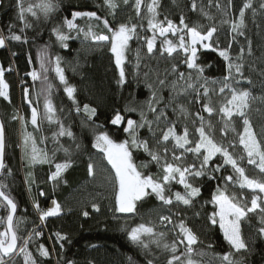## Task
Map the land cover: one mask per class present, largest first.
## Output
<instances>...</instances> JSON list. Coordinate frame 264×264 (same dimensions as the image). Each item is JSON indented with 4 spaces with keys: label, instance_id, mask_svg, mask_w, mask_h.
I'll use <instances>...</instances> for the list:
<instances>
[{
    "label": "snow or ice",
    "instance_id": "6c2138e0",
    "mask_svg": "<svg viewBox=\"0 0 264 264\" xmlns=\"http://www.w3.org/2000/svg\"><path fill=\"white\" fill-rule=\"evenodd\" d=\"M14 7L15 22L7 26V35L0 30V49L13 41L27 44V30L51 22L60 8V0H15ZM96 8L101 14L96 10H73L71 18L64 16L53 24L51 36L65 49L74 39L81 40V45L86 46L83 48L85 52L107 46L114 57L118 70L116 82L120 86L127 82L126 64L132 62L128 56L130 41L136 39L140 44L134 56L135 76H139L145 59L158 57L157 67L144 64L148 69L143 75L150 91L149 98L139 109L126 106L123 110L124 113L138 111L139 119L113 109L109 123L125 134L124 139H114L104 124H96L93 120L97 116V107L90 103L81 107L76 99L77 88L68 82L66 70L62 67L63 57L50 55L51 45L44 44L36 54L39 69L33 67L25 74L33 82L40 81V88L37 89L35 83L32 87L23 86L24 80L20 81L22 103L30 112L15 108L11 116L12 121L20 124L15 147L20 149L21 160L27 169L48 165L46 179L53 185L61 181L67 183L63 180V173L72 167L74 157L71 148L60 143V138L69 137L75 141L76 137L72 126L66 125L62 119L63 108L54 104V85L48 75L54 71L73 110L77 114L84 113L82 124L93 129L92 148L97 149L110 165L108 180L112 185L115 213L134 216L146 200L154 197L160 202L159 208L154 209L155 219L142 217L140 223L121 226L128 240L140 249L143 264H214L215 261L219 264H247L246 256L252 252L250 243L264 238V131L255 132L251 120L253 105L264 106V93L256 96L251 87L242 82L251 86L255 73L264 87V46L257 56L253 40L248 35V13L259 29L256 20L258 17L264 20V0H241L238 10L236 0H207V4L203 0H190L189 11L197 13L206 23H189L183 12L178 22L168 15L160 19L159 0H102ZM124 9H130L135 15L117 19ZM80 20L84 23H79ZM149 32L151 35H147ZM222 39L227 43H222ZM236 46L238 51L234 50ZM202 50H211L222 58V76L212 78L205 75ZM161 59L171 61L170 68L166 67L163 72L159 69ZM28 62L33 63L31 57ZM78 66L79 61L72 66V71H77ZM12 71L11 64L7 68L0 64V98L9 104L12 103L11 84L6 73ZM165 90L167 98L163 95ZM197 104L200 107L195 114L190 113L187 105ZM168 108L172 109L177 120L170 118ZM202 113L219 117V140L214 135L211 120H206ZM180 119L183 120L182 130L178 123ZM234 121L242 122V131L237 130ZM45 122L57 126L51 135L54 145L51 150L39 147L47 142V137L37 140L34 134L42 131ZM29 125L33 132L28 131ZM141 129H147L148 135L142 136ZM230 133L235 134L232 139H229ZM8 147L6 128L0 122V176L5 177L0 178V211L5 213L0 215V264H42L41 258L49 257L55 250L39 242L37 238L43 235L39 226L33 227L26 235L21 230L24 218L17 216L19 205L5 182L6 176L12 175L13 171L6 164ZM79 148L77 143L76 149ZM59 152L64 153L62 160L57 155ZM135 152H142L146 159L136 163ZM153 165L156 173L149 170ZM96 167L92 160L87 163L88 176L95 178ZM249 168L255 174L249 175ZM205 176L218 182L210 199L204 202L213 208L205 217L207 223L204 227L218 226L228 245L227 251L214 253L207 260L203 259L207 253L199 247L203 244L200 234L189 226L188 217L180 211V206L184 209L195 207L202 192L199 181ZM36 183L34 171H27L25 184L29 192ZM174 185L182 186V190L173 191ZM38 196H46L42 188L38 189ZM90 205L94 212H100V204L95 199ZM32 207L41 222L50 217L58 218L65 211V206L54 197L47 207H42L39 199L33 198ZM81 215L88 217L90 212L83 210ZM193 215L199 217L202 212L195 211ZM245 224L249 229L247 236ZM53 236L61 251L63 242H70L67 233L56 231ZM212 247L211 243L207 245L208 249ZM128 261L137 264L131 256ZM57 264H75V261L61 257ZM88 264L94 262L90 260Z\"/></svg>",
    "mask_w": 264,
    "mask_h": 264
},
{
    "label": "trees",
    "instance_id": "16d2710c",
    "mask_svg": "<svg viewBox=\"0 0 264 264\" xmlns=\"http://www.w3.org/2000/svg\"><path fill=\"white\" fill-rule=\"evenodd\" d=\"M160 2V19L165 15L177 21L181 12H183L189 23H206L197 13L189 11L190 0H159ZM102 3V0H60V8L54 15L51 22L40 23L35 29H28L27 35L29 42L27 44L21 42H11L6 48L0 49V64L6 68L11 64L13 71L6 73V79L11 84V100L9 104L3 98H0V120L4 123L6 128V137L9 147L6 151V164L13 170L12 175L6 176L5 182L9 184L10 192L19 205L17 216L23 217L21 230L23 234H27L33 227L39 226V230L43 235L39 238V242L45 243L49 249H54L47 258H41L42 264H57L63 257L64 260L71 259L75 264H88V261H93L94 264H129L128 257L131 256L137 264H143V255L140 249L130 242L127 238L126 232L122 230L121 226L125 224L131 225L132 223L142 222L144 219H155L156 212L160 202L154 197L146 200L139 206L136 215H128L122 213H115L114 209V196L112 185L108 180L110 175V165L103 159L101 153L97 149L92 148L93 129L86 124H82L84 120V113L77 114L73 110L71 101L63 91V85L60 84L54 71L49 72V80L54 85L53 88V101L57 108H63L62 119L66 125L72 126V131L75 133V141L69 137H61L60 143L65 147H70L74 162L72 167L63 173V180L58 185H53L47 182V174L49 172L48 165L37 166L35 169H27L21 160L20 149L15 147L19 139L20 124L11 120L15 108H20L22 112L29 113L30 109L26 104L22 103V86L21 79L24 80V85L32 87L35 83L37 89L40 88V81L33 82L31 77L25 74L35 67L39 69V63L36 61L37 50L44 44H50L49 53L52 56L60 55L63 57L62 67L65 68V75L68 82L77 88L76 99L80 105L90 103L92 106L97 107V116L93 118L96 124H104L105 128L113 134L114 139L121 140L125 138L122 129H117L109 123L110 116L113 109H119L122 114L130 115L133 119H139V112L124 113V108L135 107L137 109L149 98L150 91L146 87L143 73L148 71L144 64H149L151 67H157V58L151 60L145 59L139 70V76L133 73V65L135 63L134 56L135 50L140 44L136 39L130 41L131 51L128 53L131 63L126 64L127 82L125 85L120 86L117 84L118 70L115 66L114 57L108 51V47L97 48L95 50L85 52L84 47L81 45L80 39L69 41L70 47L65 49L61 48L55 43V37L51 36L50 29L53 24L58 23L64 16L71 18L70 14L73 10H96L101 14V10L96 8V5ZM206 3V0H203ZM241 0H236L237 10ZM15 0H0V30L7 35V26L15 22ZM215 13V9H212ZM128 15H135L130 9H124L120 12L117 19L126 18ZM248 35L253 40V46L256 49V55L259 56L261 47L264 46V20H256L260 24L257 29L251 20V13H248ZM112 19L111 16L107 17ZM79 23L83 24L84 21L80 20ZM146 27V21H145ZM150 35V32L147 33ZM75 36V33H73ZM169 38H172L169 36ZM243 38H240V43H243ZM159 43V41H158ZM222 43H227L222 39ZM238 51V46L234 49ZM15 52L16 55L12 56L11 53ZM29 57L32 58L33 63L29 64ZM79 66L77 71H72V66L77 64ZM202 62L206 65L205 75L212 78H219L223 75V60L217 53L211 50H202ZM171 61L167 59L159 60V69L161 72L168 67L170 68ZM183 71V66L181 67ZM19 74V75H17ZM253 83L248 86L246 82H242L244 86L251 87L253 94L256 96L264 93L261 78L257 74L252 75ZM163 95L167 98L168 92L164 91ZM189 111L195 114L200 105H187ZM42 107V99H41ZM173 120L178 118L172 114V109L166 110ZM206 120H211L215 123L217 132L220 128L218 116L209 117L207 113H202ZM251 120L254 126V131L258 134L264 131V106L260 104L253 105L251 113ZM183 126V120H178ZM237 130L242 128V122H234ZM198 126V125H197ZM189 127L191 123L189 122ZM57 126L44 123L42 131L35 132L37 140L40 137H47L45 144H40L39 147L51 150L53 148V141L51 139L52 132L55 131ZM28 131L33 132L31 125L28 126ZM142 136L148 135L147 129L140 130ZM80 145L76 149V144ZM171 145H169L170 147ZM58 157L60 160L64 158V153L59 152ZM134 159L136 163L145 160L146 157L142 152H135ZM191 161V157L188 158ZM92 160L96 163L95 178L88 176L87 163ZM34 171L37 183L32 185V191L29 192L28 186L25 184V176L27 171ZM54 170V169H53ZM153 173L157 172L156 167L153 165L149 169ZM227 174V173H225ZM248 174H255L249 168ZM216 175H219L217 173ZM0 178H5L0 176ZM218 181L210 180L207 176L200 179L199 183L202 187L200 198L197 200L195 207L192 209H184L180 206L182 215L188 217L189 226L193 227L203 240V244L199 245L207 256L203 259H211L214 253H223L228 250V245L223 240V235L219 231L218 226L205 228L206 215L210 213L213 208L210 204H205L206 200L211 197V192L215 188ZM42 188L46 193L45 197L38 196V189ZM182 190V186L174 185L173 191ZM56 198L61 204L65 206V211L57 217H50L43 224L36 215V211L32 207L33 198H38L42 207H47L52 198ZM95 199L100 204V212H94L91 209L90 202ZM87 204V208L85 205ZM203 205V207H201ZM70 209V210H69ZM111 209V210H110ZM83 210H88L90 215L84 217L81 215ZM173 211H176L174 208ZM201 211L202 215L195 217L193 213ZM115 213V214H114ZM165 214L166 210H165ZM0 215H5L0 211ZM255 223V218H253ZM61 231L67 233L69 236L68 241H64V247L61 251L59 244L55 243L53 233ZM244 232L247 236L249 229L244 225ZM206 233V234H205ZM211 243L212 249H208L207 245ZM252 252L247 254V264H264V238L256 239L250 243ZM214 264H219L215 261Z\"/></svg>",
    "mask_w": 264,
    "mask_h": 264
},
{
    "label": "rangeland",
    "instance_id": "374dc122",
    "mask_svg": "<svg viewBox=\"0 0 264 264\" xmlns=\"http://www.w3.org/2000/svg\"><path fill=\"white\" fill-rule=\"evenodd\" d=\"M205 4H207V0H206V3ZM150 35H151V33H150ZM235 122V121H234ZM240 122V121H239ZM241 123V122H240ZM212 124H213V128H215V123L212 121ZM243 129L242 128H240V131H242ZM214 135H215V137L217 138V140H219L220 138H221V133H220V131H216V130H214ZM235 134H233V133H230L229 134V139H232L233 138V136H234ZM171 147V146H170ZM51 201V200H50ZM50 205V202H49V204H48V206Z\"/></svg>",
    "mask_w": 264,
    "mask_h": 264
},
{
    "label": "built area",
    "instance_id": "2783aa9c",
    "mask_svg": "<svg viewBox=\"0 0 264 264\" xmlns=\"http://www.w3.org/2000/svg\"><path fill=\"white\" fill-rule=\"evenodd\" d=\"M36 215L38 216V213L36 212ZM40 224H43V222L40 221Z\"/></svg>",
    "mask_w": 264,
    "mask_h": 264
},
{
    "label": "water",
    "instance_id": "95a60500",
    "mask_svg": "<svg viewBox=\"0 0 264 264\" xmlns=\"http://www.w3.org/2000/svg\"><path fill=\"white\" fill-rule=\"evenodd\" d=\"M0 122H1V120H0Z\"/></svg>",
    "mask_w": 264,
    "mask_h": 264
}]
</instances>
